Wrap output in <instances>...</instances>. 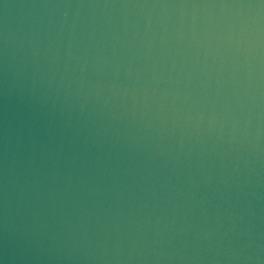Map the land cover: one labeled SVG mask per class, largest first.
I'll return each instance as SVG.
<instances>
[{"label": "water", "instance_id": "1", "mask_svg": "<svg viewBox=\"0 0 264 264\" xmlns=\"http://www.w3.org/2000/svg\"><path fill=\"white\" fill-rule=\"evenodd\" d=\"M0 264H264V0H0Z\"/></svg>", "mask_w": 264, "mask_h": 264}]
</instances>
